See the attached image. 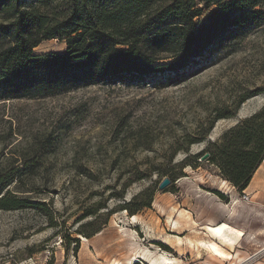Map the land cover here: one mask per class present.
Listing matches in <instances>:
<instances>
[{
    "label": "rangeland",
    "instance_id": "1",
    "mask_svg": "<svg viewBox=\"0 0 264 264\" xmlns=\"http://www.w3.org/2000/svg\"><path fill=\"white\" fill-rule=\"evenodd\" d=\"M213 10L216 6L206 9L198 22ZM65 50L64 43L49 41L35 53ZM252 93L259 95L241 105L235 117L218 121L205 141L191 145L188 153L180 151L168 164L174 148H187L202 137L216 110L233 111ZM263 108L264 21L213 46L178 75L126 78L44 99L0 102V174L24 170L9 191L45 203L52 213L48 219L36 210L0 211V264H147L138 248L153 256L165 253L180 264H263L264 252L254 253L249 237L229 261L160 241L173 232L184 236L192 220L221 219L223 212L239 217L248 231L264 226L261 214L254 223L249 208H237L251 199L244 201V192L233 190L216 167L201 158L196 167L184 169V177L159 188L175 164L188 157L193 161L226 130ZM151 196V207L134 215L137 223L130 221L134 216L125 208ZM102 206L107 209L89 226L95 218L87 214ZM174 208L175 219L183 222L177 231L171 222ZM109 212L114 214L108 217ZM106 221L92 238L78 234Z\"/></svg>",
    "mask_w": 264,
    "mask_h": 264
},
{
    "label": "trees",
    "instance_id": "2",
    "mask_svg": "<svg viewBox=\"0 0 264 264\" xmlns=\"http://www.w3.org/2000/svg\"><path fill=\"white\" fill-rule=\"evenodd\" d=\"M211 6L216 10L198 22ZM261 21L264 0H0V102L44 99L126 78L140 81L166 72L178 75L213 46L238 38ZM49 41L64 43L65 52L35 53ZM257 95L244 96L233 111L216 110L202 137L190 140L187 148H174L168 164L180 151L188 153L191 145L205 141L218 121L235 117L241 105ZM205 155L220 178L243 193L264 163V108L226 130L193 161L188 157L175 164L165 176L175 183L184 177L186 167H196ZM24 174V170L0 174V211L36 210L50 219L45 203L9 191ZM152 201L153 196L125 209L134 216L150 208ZM103 209L107 207L87 214L95 218L89 226L95 225ZM107 223L78 234L92 238ZM75 243L78 247L79 239Z\"/></svg>",
    "mask_w": 264,
    "mask_h": 264
},
{
    "label": "crops",
    "instance_id": "3",
    "mask_svg": "<svg viewBox=\"0 0 264 264\" xmlns=\"http://www.w3.org/2000/svg\"><path fill=\"white\" fill-rule=\"evenodd\" d=\"M233 190L238 192L234 187H232ZM239 193V192H238ZM244 194L250 196V204H243L242 206L240 204H236L237 208L240 207L249 208L251 213V220L254 223H259L260 218L259 215H262V220L264 221V163L261 165V167L258 169L256 174L254 175L249 187L244 191ZM235 206V207H236ZM177 209L174 208L173 214H172V223L177 224L176 228H174V231H177L180 225V227L183 226V222L179 219H175V215L177 213ZM221 219H211L208 221H202L201 220H192L191 226L186 228V232H183L181 235H184L182 237L176 235V232H173L172 234H168L167 236H162L160 240L161 243L166 242L167 240L172 241V243H175L177 248L182 249L183 246H187V249H197V252L199 253H209L206 248L201 244H209L211 242L217 243L220 248L225 251L226 253L232 254L237 253L239 246H243V242L247 240L249 237L251 239L252 246L256 245V248H254V253L260 254L261 252H264V226H252L251 229L248 231V227L245 226L239 217L235 218L234 216H228L224 212L221 214ZM190 222V220H189ZM264 223V222H263ZM200 224V225H198ZM222 224H227L230 227L241 231L244 235L239 238L236 241V244L233 249H231L229 246H225V244H222L220 240L213 237V234L207 230V228L219 226ZM194 225H198L199 230H196V233L194 235L193 232H191L194 229ZM175 227V226H174ZM181 239V244L178 243V240ZM262 243L261 246L259 244ZM165 244V243H164ZM167 245V244H166ZM174 251L178 252V249L176 247H172L171 244H169ZM205 248V249H204ZM210 254V253H209ZM148 264V261H147ZM264 264V263H263Z\"/></svg>",
    "mask_w": 264,
    "mask_h": 264
},
{
    "label": "bare ground",
    "instance_id": "4",
    "mask_svg": "<svg viewBox=\"0 0 264 264\" xmlns=\"http://www.w3.org/2000/svg\"><path fill=\"white\" fill-rule=\"evenodd\" d=\"M129 220L132 221L133 223L138 222L137 216H134L132 219ZM176 226L177 224L175 223V228ZM207 230H209L213 234L214 238L216 239L218 238L222 244H225V246H229L231 249L234 248L236 241L244 235L241 231H238L227 224L210 227L207 228ZM166 244L169 245L168 242ZM201 244L215 258L217 257L220 260H226V261L232 260L231 254L224 252L217 243L211 242L209 244H203V243ZM137 254L139 255L141 254V256L147 255L144 258H147L146 260L148 261V264H180V262L177 259L170 258L165 253H157L155 254V256H153L150 255L149 252H145L144 250L142 251L141 248H138ZM136 258L139 257L136 256L135 259Z\"/></svg>",
    "mask_w": 264,
    "mask_h": 264
},
{
    "label": "water",
    "instance_id": "5",
    "mask_svg": "<svg viewBox=\"0 0 264 264\" xmlns=\"http://www.w3.org/2000/svg\"><path fill=\"white\" fill-rule=\"evenodd\" d=\"M208 156H206L205 158H203V160H206ZM171 180L169 178H166L160 185V190H164L166 189L170 184H171Z\"/></svg>",
    "mask_w": 264,
    "mask_h": 264
},
{
    "label": "built area",
    "instance_id": "6",
    "mask_svg": "<svg viewBox=\"0 0 264 264\" xmlns=\"http://www.w3.org/2000/svg\"><path fill=\"white\" fill-rule=\"evenodd\" d=\"M244 201H249L250 200V197L246 194L243 193V198H242Z\"/></svg>",
    "mask_w": 264,
    "mask_h": 264
}]
</instances>
